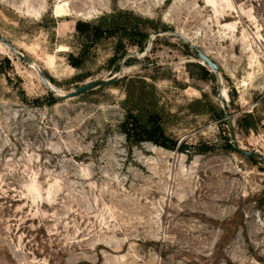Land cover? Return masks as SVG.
I'll list each match as a JSON object with an SVG mask.
<instances>
[{"label": "rangeland", "instance_id": "obj_1", "mask_svg": "<svg viewBox=\"0 0 264 264\" xmlns=\"http://www.w3.org/2000/svg\"><path fill=\"white\" fill-rule=\"evenodd\" d=\"M115 6L155 22L145 52L129 43L115 72L105 39L73 68L77 21ZM0 34L56 90L0 46L12 64L0 76V264H264V162L235 150L264 157V0H0ZM130 78L149 85L136 107L159 115L175 150L126 141ZM246 114L257 130L242 129Z\"/></svg>", "mask_w": 264, "mask_h": 264}, {"label": "trees", "instance_id": "obj_2", "mask_svg": "<svg viewBox=\"0 0 264 264\" xmlns=\"http://www.w3.org/2000/svg\"><path fill=\"white\" fill-rule=\"evenodd\" d=\"M113 1L114 3L117 2V0ZM53 24H56L55 19L53 20ZM154 25H156L154 21L143 19L131 11L122 10L116 6L113 12L104 14L93 22L78 20L75 29L77 36L81 39V52L83 53H80L79 56L70 54L68 56L70 65L76 69L82 68L85 63L84 52H87L89 47H93L105 39L112 38L115 39L114 54L109 62L112 67H115V72H119L121 62L127 56L128 44L130 43V45L136 47L141 53L145 52L151 39V27H154ZM154 30L157 31V28L155 27ZM185 45L191 49L190 46ZM11 68L12 64L9 58L4 57L0 60V76L6 74V71ZM199 68L204 74L205 79H216L215 75L207 68L201 65H199ZM44 74L49 79L48 75ZM119 81L118 79L114 82V85H117ZM138 83H141L139 87L136 86ZM147 86L149 85L145 80L136 78H130L127 82L125 90L126 100L124 102L127 114L120 125L121 132L131 147L144 143H152L167 150H175L177 143L166 135L159 115L157 113L143 114L136 107V105L150 99L146 94ZM50 95L54 97L52 92H50ZM196 103L202 105L203 101L198 100ZM216 109V120L222 119L225 115L223 109L218 107ZM261 122V119L254 118L252 114H246L239 124L242 129L255 131ZM250 159L255 160L256 157H251Z\"/></svg>", "mask_w": 264, "mask_h": 264}, {"label": "water", "instance_id": "obj_3", "mask_svg": "<svg viewBox=\"0 0 264 264\" xmlns=\"http://www.w3.org/2000/svg\"><path fill=\"white\" fill-rule=\"evenodd\" d=\"M176 34L185 44H187L188 46H190L192 48V50L195 52L196 56L202 61L203 66L208 67L211 70V72L216 74V75L219 73L220 68L217 66L216 63H214L212 61L211 58H209L206 54H204L202 51H200L199 48L194 43H192L188 38L182 36L179 33H176ZM0 42H2L5 46H7L9 48L10 52L14 56H16V58L25 62L30 67L36 68L38 75H39V79L42 82V84L50 92L56 93L55 88L52 87L51 83L46 78L44 72L40 68L36 67L35 62L31 58L22 54L18 50V48L16 46H14L9 40H7L2 34H0ZM120 76H121L120 74H117L110 79H106V80L103 79V80H99L97 82H92V83L81 85L75 91H72L66 95H63L62 98L63 99H72V98H76L78 96L84 95L86 93H89L91 91L111 86L114 84V82H116L120 78ZM218 99H222V96L218 95ZM236 152H238L241 155L247 156L249 158L257 156L264 162V157L259 156L258 154L254 153V152L242 151L239 148H236Z\"/></svg>", "mask_w": 264, "mask_h": 264}, {"label": "bare ground", "instance_id": "obj_4", "mask_svg": "<svg viewBox=\"0 0 264 264\" xmlns=\"http://www.w3.org/2000/svg\"><path fill=\"white\" fill-rule=\"evenodd\" d=\"M0 46H1L4 50H6V52H7V50L10 51L9 48H8L7 46H5V45L3 46V43H2V42H0ZM51 85H52V84H51ZM52 87L54 88V86H52Z\"/></svg>", "mask_w": 264, "mask_h": 264}]
</instances>
